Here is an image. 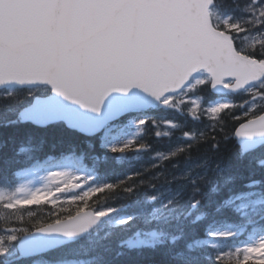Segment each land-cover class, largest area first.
Returning a JSON list of instances; mask_svg holds the SVG:
<instances>
[{"label":"trees","instance_id":"trees-1","mask_svg":"<svg viewBox=\"0 0 264 264\" xmlns=\"http://www.w3.org/2000/svg\"><path fill=\"white\" fill-rule=\"evenodd\" d=\"M211 20L231 34L239 52L264 63V0H213ZM253 89L255 93L232 95L229 108L218 112L213 120L200 116L197 122L174 101L167 108L152 110L151 115L158 123L170 121L172 129L168 136L156 139L152 133L154 126L146 121L141 126L140 139L147 137L148 152H164V145L177 149L157 167H151L148 157L132 164L118 161L123 150L106 148L97 137L85 138L62 123L35 127L21 122L18 109L32 99L26 90H16L15 98H1L0 186L13 188L21 171L35 162L47 158L52 162L60 156L77 159L79 166L91 176L90 181L96 184L85 197L60 199L52 205L47 200L32 201L17 211L11 210L8 217L16 223L12 227L22 233L84 207H103L110 210L107 219L124 217V223L105 227L107 233L91 232L90 246L78 251L75 245L62 248L49 254L51 258L46 261L50 264H264V260L241 259L233 254L231 247L246 241L252 224H246L236 208L226 203L240 193L264 199V146L243 155L233 138L235 129L246 120L241 113L247 106L257 97L264 103V87ZM39 90L48 92L46 88ZM199 93L204 101L212 98L207 84L199 87ZM263 111L264 105L259 106L250 116ZM184 133L196 135L188 142L183 140ZM206 167L210 168L208 175L201 180L191 175V170ZM167 171H171L170 175ZM157 194L160 199L173 202L171 207L180 211L178 218L171 229L157 238H148L146 246H131L128 240L135 219L129 217L143 206L145 199L155 200ZM193 203L198 204L196 217L189 209ZM1 208L0 233L7 226ZM260 213L254 223L264 229V206ZM208 217L213 220L208 221ZM213 224L230 226L235 235L226 241L218 240L217 250L206 246L190 250L196 242L205 239L206 230ZM103 225L106 226L105 221ZM6 261L9 260L0 258V264H7Z\"/></svg>","mask_w":264,"mask_h":264},{"label":"water","instance_id":"water-1","mask_svg":"<svg viewBox=\"0 0 264 264\" xmlns=\"http://www.w3.org/2000/svg\"><path fill=\"white\" fill-rule=\"evenodd\" d=\"M212 0H0V89L46 86L20 111L34 126L63 123L99 133L109 122L146 110L200 71L214 94L261 81L264 66L237 53L210 20ZM232 81L231 86H223ZM243 152L264 144V113L238 126ZM100 217L90 211L25 235L31 257L75 242Z\"/></svg>","mask_w":264,"mask_h":264},{"label":"rangeland","instance_id":"rangeland-1","mask_svg":"<svg viewBox=\"0 0 264 264\" xmlns=\"http://www.w3.org/2000/svg\"><path fill=\"white\" fill-rule=\"evenodd\" d=\"M203 77L201 74L195 76L189 85V87L182 92L180 97H178L179 101L187 104V109L191 112H202L206 116L213 117L217 111L228 104V101L224 98L217 99L215 102L207 105L202 106L200 99L197 96H192L188 94V89L200 84ZM262 87H264V83H260ZM30 93L34 94L35 92L42 93L41 90L31 89ZM15 96L13 93V89H5L4 91L0 92V99L7 98L8 96ZM9 98V97H8ZM14 98V97H13ZM7 112L10 111L9 107L6 109ZM141 116H134L129 119V123L126 124L127 126L126 131L120 132L116 130L114 126H108L106 130L100 136L101 143L116 148H124L129 149V153L131 154V159H139L137 151L143 150L145 147L142 146V142L138 141L136 145L134 143L129 144L131 141H135V134L137 129L141 123ZM127 122V121H126ZM170 126L169 122H160L156 124V128H154L153 134L156 136H161L165 134ZM188 138V136H187ZM142 154V152H141ZM140 156V155H139ZM152 159L156 161H160L163 159L164 156H155L152 155ZM65 160L58 162L55 166L51 169L48 167H37L26 170L21 173L20 183L15 188L14 196H13V204L23 203L25 201L35 199L40 200L42 198H47L46 195L55 192L49 199L50 201L54 202L62 196V198L70 199L75 195H83L87 193L89 190L93 188V186L85 185L87 177L83 174L81 170L74 171L72 164L70 161L68 164ZM63 165L62 167H59ZM192 164L191 166H193ZM43 168V169H41ZM214 172V170H212ZM170 175L171 171H167ZM181 172L180 169L178 171ZM191 175H195L194 172L191 170ZM198 174V173H196ZM81 189L76 194L72 193V189L75 186H80ZM59 192H58V191ZM0 195L3 197L7 195V192H0ZM142 213L145 217V220L140 222V225L137 227L140 228H147L151 233H145L150 236H156L157 232H159L163 227H169L171 224L170 216L172 214V208L168 207V203L162 204L159 208L156 209H148L142 208ZM101 213H106L107 210H100ZM148 223H147V222ZM109 224V222H108ZM9 238H12L10 234V230L8 231ZM134 233V232H133ZM144 233V232H143ZM227 230L223 228L214 229L210 235L212 237L216 236H225ZM135 234V233H134ZM138 234L134 235L137 236ZM239 255L242 258L253 257V258H260L264 259V232L254 230L252 236L248 243H246L241 249H239Z\"/></svg>","mask_w":264,"mask_h":264},{"label":"bare ground","instance_id":"bare-ground-1","mask_svg":"<svg viewBox=\"0 0 264 264\" xmlns=\"http://www.w3.org/2000/svg\"><path fill=\"white\" fill-rule=\"evenodd\" d=\"M184 180V179H183ZM184 182H185V180H184Z\"/></svg>","mask_w":264,"mask_h":264}]
</instances>
